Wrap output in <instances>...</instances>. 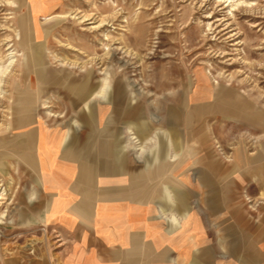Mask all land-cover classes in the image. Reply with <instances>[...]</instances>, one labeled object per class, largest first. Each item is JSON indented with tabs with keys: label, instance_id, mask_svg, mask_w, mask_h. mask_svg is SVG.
Here are the masks:
<instances>
[{
	"label": "rangeland",
	"instance_id": "rangeland-1",
	"mask_svg": "<svg viewBox=\"0 0 264 264\" xmlns=\"http://www.w3.org/2000/svg\"><path fill=\"white\" fill-rule=\"evenodd\" d=\"M44 70L45 85L37 81ZM200 76L213 90L207 98ZM217 83L252 111H264V0H0V264L33 251L36 241L45 244L43 234L21 223L38 128L62 132L83 124L86 106L101 113L93 123L102 130L109 119L120 125L103 113L112 106L108 95L115 101L123 87L117 107L142 109L144 116L123 124L135 127L151 117L157 124L150 123L149 133L159 128L167 141L178 133L182 162L225 155L252 145L264 121L208 111L186 127L183 110L212 104ZM85 92L104 101L88 105ZM173 110L182 111L178 126L170 121ZM191 166L195 171L200 164Z\"/></svg>",
	"mask_w": 264,
	"mask_h": 264
},
{
	"label": "crops",
	"instance_id": "crops-1",
	"mask_svg": "<svg viewBox=\"0 0 264 264\" xmlns=\"http://www.w3.org/2000/svg\"><path fill=\"white\" fill-rule=\"evenodd\" d=\"M44 74L37 72V81L45 85ZM198 80L209 97V79ZM217 87L212 104L184 109L183 120L182 111L173 110L170 121L189 127L200 113L224 116L229 110L245 122L264 121V111H252L233 89ZM89 96L79 97L90 99L88 105L105 98ZM108 96L112 106L103 115L119 118L120 125L109 119L102 130L93 123L101 113L86 106L85 124L62 132L37 129L21 223L43 234L45 244L36 241L33 251L21 250L2 264H264V123L252 145L182 162L178 133L169 141L159 128L150 134V123L157 124L151 117L136 128L123 124L134 125L143 110L117 107L126 96L123 87L115 101L112 92ZM193 163L199 170H191Z\"/></svg>",
	"mask_w": 264,
	"mask_h": 264
},
{
	"label": "bare ground",
	"instance_id": "bare-ground-1",
	"mask_svg": "<svg viewBox=\"0 0 264 264\" xmlns=\"http://www.w3.org/2000/svg\"><path fill=\"white\" fill-rule=\"evenodd\" d=\"M103 88H104V86H103ZM103 88H102V89H103ZM104 90H105V89H104ZM103 93H105V92L103 91Z\"/></svg>",
	"mask_w": 264,
	"mask_h": 264
}]
</instances>
